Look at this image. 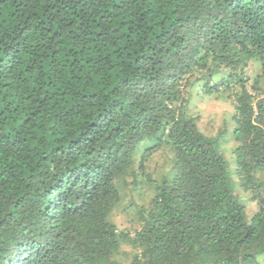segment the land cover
Masks as SVG:
<instances>
[{
  "label": "trees",
  "instance_id": "1",
  "mask_svg": "<svg viewBox=\"0 0 264 264\" xmlns=\"http://www.w3.org/2000/svg\"><path fill=\"white\" fill-rule=\"evenodd\" d=\"M261 81L264 0H0V264H264Z\"/></svg>",
  "mask_w": 264,
  "mask_h": 264
},
{
  "label": "rangeland",
  "instance_id": "2",
  "mask_svg": "<svg viewBox=\"0 0 264 264\" xmlns=\"http://www.w3.org/2000/svg\"><path fill=\"white\" fill-rule=\"evenodd\" d=\"M224 72L216 75L214 79H216L217 77L219 78L221 75L227 74L226 69H224ZM243 73L248 77L247 87L250 90L253 77L257 74V64L250 62ZM259 85L264 89V81H261ZM201 86L202 84L200 83V86H196V88L194 89L193 94L195 95V97H193V99L191 100L192 109L190 110V113L198 116V126L202 131H204L206 134H214L218 130V128L223 125L224 122H227L228 124L231 123L230 118L233 113V106L231 100L226 98L225 92L223 94L217 93L214 95H210L207 93L204 94ZM231 146V144H228L226 148L230 150ZM161 163L162 158L157 156L154 157V159L149 164V170H153ZM234 179L237 187L236 191L240 193L241 196L244 195V199L248 200V194L243 192V190L240 188V183L237 175L234 176ZM141 194L143 195L134 196L135 201L138 203H146L149 199L150 194H148L147 190L142 191ZM125 197L126 198L124 199L129 202V194H126ZM246 207L250 213L253 212L254 205L252 202L247 201ZM131 210L129 208H126L124 213L120 211L115 213V215L113 216V220L117 223L119 228L128 229L129 231H131L136 227V215ZM122 250V258H124L126 261H129V246H124Z\"/></svg>",
  "mask_w": 264,
  "mask_h": 264
}]
</instances>
